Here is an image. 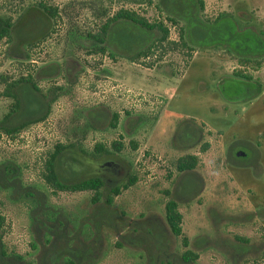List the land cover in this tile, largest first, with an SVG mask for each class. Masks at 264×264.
I'll return each instance as SVG.
<instances>
[{
	"label": "rangeland",
	"instance_id": "1",
	"mask_svg": "<svg viewBox=\"0 0 264 264\" xmlns=\"http://www.w3.org/2000/svg\"><path fill=\"white\" fill-rule=\"evenodd\" d=\"M37 1L0 0V16L21 18L38 8L33 5ZM40 1L55 6L57 13L51 19L44 15L48 28L34 40L13 44L0 39V79L30 73L44 91L65 84V65L75 71V80L51 102L43 119L11 136L0 131V161L20 166L21 181L42 190L68 218L71 237L44 240L30 224L31 201L12 200L0 187L4 248L21 254L24 264H65L70 247L97 252L94 264H150L159 248L163 264H185L179 259L185 248L197 254L190 264H264V63L251 69L232 55L264 54V37L257 32L264 29V0H201V5L167 0L166 9L159 0ZM119 7L161 21L166 38L154 40L158 31L117 20L103 35V51L95 49L87 32L99 29ZM179 28H184V43ZM138 50L145 53L136 55ZM54 63L58 74L38 76L41 66L48 64L44 69L53 71ZM238 68L251 76L248 89L223 82L221 90L220 80ZM9 101L0 92V116ZM112 111L118 113L115 127L108 125ZM111 140L120 141L121 148L112 149ZM55 142H71L70 153L83 157L89 168L80 177L102 174L106 160L122 168L118 183L136 176L113 195L116 223L105 221L96 231L91 213L103 196L92 202L91 190L52 191L43 180V160ZM95 142H102L108 153L98 154ZM184 153L195 154L197 162L182 189L187 175L174 162ZM61 162L60 173L72 179L70 161ZM169 196L181 212L178 235L163 217Z\"/></svg>",
	"mask_w": 264,
	"mask_h": 264
},
{
	"label": "trees",
	"instance_id": "2",
	"mask_svg": "<svg viewBox=\"0 0 264 264\" xmlns=\"http://www.w3.org/2000/svg\"><path fill=\"white\" fill-rule=\"evenodd\" d=\"M159 2L163 4L166 9L165 4L167 0H159ZM198 3L201 5V0H198ZM33 5L38 8H30L21 16V18L14 20L10 16H0V39L3 38L5 42H10V40H12L11 42L14 44L20 43L18 41H31L37 38V36L44 34L49 23L45 16L50 19L53 18L55 13H57V9L55 6L49 5L40 0ZM39 10L43 15L38 12ZM222 15L223 14L220 13L217 18L213 19V21L217 20ZM23 18L25 19L23 20ZM117 20L136 24L146 30L158 31L159 34L154 35V40L156 39L157 41H161L167 36V28L161 23V21L148 20L145 16L132 9L119 7L110 16L103 20L99 29L97 28L94 32H87V35L93 39L92 47L99 51H103V44L105 42L103 35L104 33H107L108 28ZM36 21L39 23L38 28H36ZM182 29L184 28H179L178 30V36L181 39L183 37ZM257 32L264 37V29L259 28ZM94 40L101 44L97 46V43ZM182 40V43H184V39ZM10 47L8 46V50L6 51H9ZM126 48L130 49L131 45L126 46ZM144 53V50H138L135 54L141 55ZM8 55H10V53ZM232 55L240 66H248L251 69H256L264 63V54L258 57ZM127 56L130 58L133 57V55ZM46 65L48 64L39 68L38 76L48 77L58 74V64L54 65L53 71H49L46 68L44 69ZM63 66L62 75L65 79V84H51L44 91H41L36 83L35 77L30 73L21 74L14 78H7L6 75L1 76L0 83L2 84V88L0 92L3 96L9 97L10 101L7 110L0 116V131L5 135L11 136L28 124L41 120L46 116L51 102L65 91L66 85H70L75 80V71L70 72L65 65ZM237 77H241V80H245L246 82L251 79L250 74L246 73L243 68L235 69L232 71L231 76H226V78L220 80L221 90H223L224 87L223 82L229 83L232 86H238L240 84L239 87L243 89L249 87L240 80L234 81L240 79ZM234 96L235 95H232V97L231 95H226V98L235 99L236 97ZM90 119L91 118L89 117V123H91ZM117 120L118 113L112 111L109 115L108 125L110 127H115ZM129 143L134 147L135 144L132 143L131 140H129ZM109 144L114 150H119L122 146V143L118 140H111ZM71 145V142H55L43 160V170L41 175L43 180L51 187L52 191L72 192L91 190L92 193L90 200L92 202H96L100 196H103L100 208L96 212L91 213L93 224L96 227V231H98L100 225L105 221H109L112 224L116 223L111 218V216L115 214V210L110 208L113 195L118 194L120 189L126 188L128 185L132 184L136 180V176L130 175L125 181L118 183L115 178L114 169L109 165H103V170L106 172L80 177L84 172L86 173L89 167L82 159L83 157L81 155L79 156L70 153L69 150H73ZM205 147L206 144L203 143L201 149H204ZM93 149L98 152V154H105L109 151L102 142H95ZM80 150L83 152L82 149ZM62 160L70 161V163H68L70 166L67 171L69 177L72 179L68 178V176H63L60 173L59 169ZM196 162L197 156L191 153H184L175 158V169L180 172L183 171L185 173L183 175H187L182 187L180 185L182 189H185L190 183L191 178L188 176L191 173H189V170L195 166ZM72 167L75 169L81 167L82 170L78 172L74 170L72 171ZM194 184L191 185L190 189H193L195 186ZM0 187L9 191L8 196L12 200L25 198L31 201V207L28 212L30 224L32 227H36L44 240L48 241L50 237L56 236L58 239L60 238L63 242H66L69 237H71L67 230V224L69 223L68 218L60 210L50 205L47 200V195L42 190L37 188L34 184H25L21 181L20 166L15 161L7 159L0 161ZM163 212L164 221L170 232L173 235H178L181 229V212L178 210L177 201L173 196H169L164 201ZM3 222L4 216L0 214V264H24L25 260L21 254L12 252L11 250L7 251L4 248L3 243L1 242ZM79 222L81 223L82 219ZM158 235L155 237L160 241L161 234L158 233ZM181 243L184 246L186 239L182 238ZM115 244L119 245V242L117 241ZM159 249L160 252L158 250H156V252L154 251L153 257L150 259V264H163L160 259L162 256V249ZM196 255L195 251L185 248L181 251L179 259L185 264H190V260L194 259ZM65 257V264H94L99 258L98 253H93L89 247H84L82 249L71 247L66 248ZM155 261H157V263ZM167 262V264H170L169 261Z\"/></svg>",
	"mask_w": 264,
	"mask_h": 264
},
{
	"label": "flooded vegetation",
	"instance_id": "3",
	"mask_svg": "<svg viewBox=\"0 0 264 264\" xmlns=\"http://www.w3.org/2000/svg\"><path fill=\"white\" fill-rule=\"evenodd\" d=\"M241 81L244 84H247V86L249 85V83L246 82L245 80H241ZM234 86H236V85H234ZM247 89L248 88H245V90H247ZM251 93L252 92H249L248 95L251 94ZM195 125H196L195 123L192 124L194 129H196ZM105 163H106V166L109 165V166H111L114 169L113 171H114V174H115V178L118 179L120 177L121 172H122V168L120 166H118V163L116 161H113V160H106ZM101 167H102V169H104L103 165ZM104 172H106V171H103V173Z\"/></svg>",
	"mask_w": 264,
	"mask_h": 264
},
{
	"label": "water",
	"instance_id": "4",
	"mask_svg": "<svg viewBox=\"0 0 264 264\" xmlns=\"http://www.w3.org/2000/svg\"><path fill=\"white\" fill-rule=\"evenodd\" d=\"M241 154H243L242 151H237V153H236V155H241ZM241 156H243V155H241Z\"/></svg>",
	"mask_w": 264,
	"mask_h": 264
}]
</instances>
